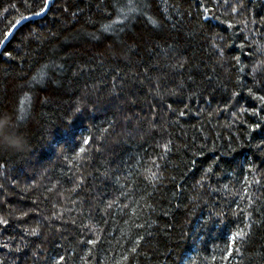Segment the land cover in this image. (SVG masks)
<instances>
[{"label":"trees","instance_id":"trees-1","mask_svg":"<svg viewBox=\"0 0 264 264\" xmlns=\"http://www.w3.org/2000/svg\"><path fill=\"white\" fill-rule=\"evenodd\" d=\"M42 3L0 0V40ZM262 46L264 0H52L21 25L0 264H264Z\"/></svg>","mask_w":264,"mask_h":264},{"label":"clouds","instance_id":"clouds-1","mask_svg":"<svg viewBox=\"0 0 264 264\" xmlns=\"http://www.w3.org/2000/svg\"><path fill=\"white\" fill-rule=\"evenodd\" d=\"M264 53V46L260 48ZM30 143L27 134L21 130L17 116L12 112L0 110V152L27 153Z\"/></svg>","mask_w":264,"mask_h":264},{"label":"snow or ice","instance_id":"snow-or-ice-1","mask_svg":"<svg viewBox=\"0 0 264 264\" xmlns=\"http://www.w3.org/2000/svg\"><path fill=\"white\" fill-rule=\"evenodd\" d=\"M51 5H52V0H43V3H42L41 8H40V11L34 12L33 14L36 15V16H42V15H44L47 12V10L51 7ZM29 7H31V5H29ZM22 19H27V17H22ZM148 19H149V23H151L153 26H157V21L156 20H154L151 17H149ZM17 23H19V21ZM108 27L109 26H106V28H105L106 31L108 30ZM11 35H12V33H6L5 34L4 39L0 40V47H3L4 42L7 39H9ZM6 55H8L11 58V53H6ZM237 60H239V58H237ZM257 99H259L261 101H264V96L257 97ZM77 110L79 111V109H77ZM19 113L20 114L17 115L18 121L25 120L26 119V115H25V110H24V107H23V101H21V107L19 109ZM181 115H183V113H181ZM253 115H258V113L254 111ZM256 127L258 128L259 125H257ZM3 223H6V221L0 219V224H3ZM244 236H245V233L243 231H238L237 233H235L233 235V239H235L237 237L243 239Z\"/></svg>","mask_w":264,"mask_h":264},{"label":"water","instance_id":"water-1","mask_svg":"<svg viewBox=\"0 0 264 264\" xmlns=\"http://www.w3.org/2000/svg\"><path fill=\"white\" fill-rule=\"evenodd\" d=\"M49 10V9H48ZM47 10V11H48ZM47 13V12H46ZM45 13V14H46ZM44 14V15H45ZM44 15H42V16H44ZM42 16H36V15H32V16H28L27 17V19H22V20H20L19 21V23H17L12 29H11V31L9 32V33H12V35L15 33V31L21 26V25H23L24 23H26V22H28V21H30V20H33V19H38V18H40V17H42ZM12 35L10 36V38L12 37ZM10 38L9 39H7L5 42H4V45H3V47H0V53L3 51V49L5 48V46L7 45V43H8V41L10 40Z\"/></svg>","mask_w":264,"mask_h":264}]
</instances>
